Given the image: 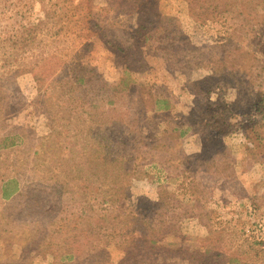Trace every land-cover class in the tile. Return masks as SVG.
Returning <instances> with one entry per match:
<instances>
[{
	"label": "rangeland",
	"instance_id": "1",
	"mask_svg": "<svg viewBox=\"0 0 264 264\" xmlns=\"http://www.w3.org/2000/svg\"><path fill=\"white\" fill-rule=\"evenodd\" d=\"M144 5L0 0V264H264V0Z\"/></svg>",
	"mask_w": 264,
	"mask_h": 264
},
{
	"label": "trees",
	"instance_id": "2",
	"mask_svg": "<svg viewBox=\"0 0 264 264\" xmlns=\"http://www.w3.org/2000/svg\"><path fill=\"white\" fill-rule=\"evenodd\" d=\"M125 2L131 4L133 7V12H135L138 15V21L142 22L144 20H146L148 18V10L146 8V6L144 5V0H125ZM147 30L146 27L141 26L140 29L138 30L139 34H142V31ZM107 45L109 46L110 50H113L114 53L113 54H117V51L115 50V47L113 48L112 43L110 41L106 42ZM117 48V47H116ZM121 56V55H120ZM118 56V57H120ZM123 73V72H122ZM128 75V71L123 73V76H127ZM123 83V80L121 81V84ZM258 96H259V103L257 104V109L255 111V114L250 113V116H248L247 121H248V126L246 127L249 131V138L252 137V133H254L255 135V141H254V146L253 149H258L261 150L262 145V137H264V135H262L259 132V128L257 127V125L261 122L264 123V112H262V107L264 105V86L261 84L260 90L258 89ZM263 113V114H261ZM250 131L252 133H250ZM264 158V157H263ZM262 185V184H260ZM182 195V194H181ZM132 197V196H129ZM256 204H254L255 206ZM257 210H258V206H257ZM166 221H161V224H164ZM178 237H181L180 232H178ZM143 238V237H142ZM143 243V241H141L139 244ZM136 245V246H138ZM174 244L168 242H161L160 240H150L148 239V242L146 243V248L143 251V260H145V258L147 260H145V262H143V264H168V258H166L165 256H163V252H168L170 248L173 247ZM136 249V253H137V247ZM210 254V253H208ZM138 255V253H137ZM206 254H202L201 252H198L196 254V258L193 256L191 257L189 260L192 262V264H203V260L202 258L205 256ZM133 256V254H129L127 258L125 259V261L122 264H130L131 262V257ZM217 256L216 253H213L210 258H215ZM135 264H141L139 260L136 261Z\"/></svg>",
	"mask_w": 264,
	"mask_h": 264
}]
</instances>
